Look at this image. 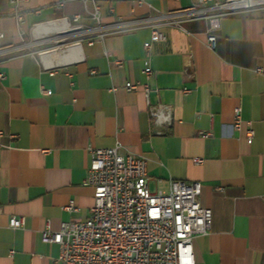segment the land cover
I'll list each match as a JSON object with an SVG mask.
<instances>
[{
  "label": "crops",
  "instance_id": "1",
  "mask_svg": "<svg viewBox=\"0 0 264 264\" xmlns=\"http://www.w3.org/2000/svg\"><path fill=\"white\" fill-rule=\"evenodd\" d=\"M57 1L0 0V264H62L41 233L89 217V149L116 144L146 160L152 192L201 183L211 226L192 241L195 264H264V9L222 17L210 49L206 20L165 23L197 0H103L101 25L137 28L88 45L95 24L83 4ZM74 14L90 32L54 24ZM153 29L164 40L146 54ZM128 82L147 84L149 104L168 106L171 123L152 122L142 88L128 92ZM11 217L23 227L10 228Z\"/></svg>",
  "mask_w": 264,
  "mask_h": 264
},
{
  "label": "built area",
  "instance_id": "2",
  "mask_svg": "<svg viewBox=\"0 0 264 264\" xmlns=\"http://www.w3.org/2000/svg\"><path fill=\"white\" fill-rule=\"evenodd\" d=\"M22 1L13 0V3L17 6ZM101 1L58 0L54 6L61 9L67 2L83 4L86 14L95 24L91 34L84 38L88 45H92L95 39L102 41L108 35L137 28L127 26V22L120 19L114 25H101ZM87 5H90L89 9ZM260 9H264V0H197L196 7L185 12L184 18L169 15L165 23L178 26L189 20H206V43L213 49L215 36L212 32L222 17ZM14 17L16 22L22 21L18 12ZM80 20L81 16L74 14L56 20L54 24L62 33L90 32L83 28ZM2 37L0 33V39ZM163 40L164 35L153 29L149 41L144 44L146 54L152 43ZM73 44L78 45V42ZM142 74L147 80L151 77L147 62ZM139 87L147 100L150 120L157 125H169L171 109L165 105L149 104L147 84L128 82L125 85L128 92ZM183 93H188V90L183 89ZM233 117V128L239 130V108L234 110ZM252 137L253 132L247 130V141L251 142ZM89 153L90 164L84 181L93 189L89 217L84 221L62 223L57 231L46 224L41 233L44 242L58 246V261L62 264H195L192 241L196 236L208 234L211 226V211L199 203L201 183L171 180L167 192H152L147 185L144 158L123 153L119 144L111 148L89 149ZM193 162L200 164L202 160L194 158ZM64 209L76 210L73 202ZM23 225V218H9L10 228ZM12 255L10 252L9 256Z\"/></svg>",
  "mask_w": 264,
  "mask_h": 264
}]
</instances>
